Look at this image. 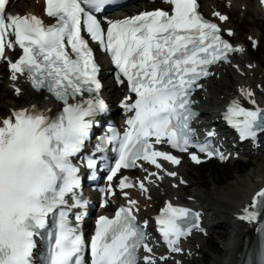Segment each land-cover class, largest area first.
Returning a JSON list of instances; mask_svg holds the SVG:
<instances>
[{"label": "snow or ice", "instance_id": "obj_1", "mask_svg": "<svg viewBox=\"0 0 264 264\" xmlns=\"http://www.w3.org/2000/svg\"><path fill=\"white\" fill-rule=\"evenodd\" d=\"M164 2L170 12L156 8L122 19H101L106 8L123 6L120 0H46V14L54 23L45 24L35 14L7 12L9 0H0V60L8 65L14 92H22L15 82L26 75L33 89L46 90L61 105L52 112L33 104L0 119V264H37L38 253L39 264H88L89 252L90 264H167L168 256H155L146 231L149 222H137L139 201L126 190L138 187L151 199L149 185L166 177L178 181L176 188L187 184L178 170L165 167L168 163L178 169L183 157L163 150V145L187 153L197 165L206 158H228L209 141L195 139L192 121L198 113L192 94L203 89L201 81L215 75L214 65L228 64L246 75L231 58L243 56L246 49L224 38L225 31L234 36V30L206 19L197 0ZM260 3L264 5V0ZM212 15L224 23L230 20L219 11ZM248 39L257 49L259 41ZM91 43L110 54L115 80L127 89L120 102L127 127L123 133L109 128L95 146L96 152L110 146L117 154L101 189L104 205L119 190L127 206H120L113 217L100 216L89 243L78 226L84 216L79 210L86 209L88 200L82 194L81 166L76 161L95 174L96 156L89 154L85 161L84 153L94 124L108 111ZM17 46L22 54L13 61L6 50L15 51ZM246 67L251 70L255 65ZM257 87L264 92V84ZM255 96L251 87L240 86L238 98L223 114L241 141L255 142L264 134V107ZM137 167L145 173L142 179L118 175L121 169ZM74 209L76 224L71 220ZM262 213L264 187L238 216L257 223L260 235L259 248L246 264H264ZM155 221L169 253H182V240L194 229L204 231L200 212L171 201ZM45 237L46 247L37 239Z\"/></svg>", "mask_w": 264, "mask_h": 264}, {"label": "bare ground", "instance_id": "obj_2", "mask_svg": "<svg viewBox=\"0 0 264 264\" xmlns=\"http://www.w3.org/2000/svg\"><path fill=\"white\" fill-rule=\"evenodd\" d=\"M240 2L246 3V11L244 12L245 16L241 17V11L238 6L234 7V10L231 12V20L229 22L228 27L234 28L236 30V40L243 41L245 36L248 38V35L259 36L260 42L264 43V16L261 15L255 8L253 0H238ZM40 7V6H39ZM17 11L25 12L27 10L39 11V8L34 5L33 2H21L17 4ZM252 27V28H251ZM245 31V32H244ZM244 33V35H243ZM246 33V34H245ZM244 61L255 60L259 63L260 67H264V62H260L258 57H255L252 53H247L244 57ZM251 72H254L255 75H262L263 70L259 69L256 71H249L248 74L250 76ZM240 78L235 77L229 70L222 76L220 80H215L214 83L209 84V102L210 105H215L220 101V96L225 97L228 92H230L236 85H238ZM251 78H249V81ZM257 83H262L260 79L257 78ZM0 88H8L6 83L5 87L0 85ZM25 96L21 101L11 100L7 102L0 103V116L2 114H8L10 108H19V107H27L34 103L37 99H40L39 104L41 106L47 107L50 106V103L44 95L33 94L29 90H26ZM2 98V94L0 95ZM33 97L35 99L33 100ZM264 97V95H263ZM259 162L255 169L251 173H249L245 177H239L238 182H235L237 187L233 189L232 187L227 188L229 192H214L216 197H219V200L222 201L223 204L217 205L216 207L212 205H207L203 202L202 198H205L202 192L198 188L193 189L192 196L198 198V202L201 204L203 209L208 212V216L212 218H217L219 223H217V227H213V237L212 241L218 242V245L222 244L221 250L216 255L213 253H208L206 249L209 247L207 240H201L202 250L201 254L204 253L205 256L210 255L212 261L210 264H234V255L240 251L242 246V241L244 238V233H242V229L238 226V224L232 219V213L237 212L238 207L242 206L243 203L249 198L250 194L254 192V190L261 184L264 180V155L259 157ZM180 171L182 174H185L188 177L187 166L182 165L180 167ZM230 189V190H229ZM233 192H235L233 194ZM176 195V192L175 194ZM201 196V197H199ZM211 221V220H209ZM221 233L219 235V233ZM218 239H222L223 241H218ZM210 248V247H209Z\"/></svg>", "mask_w": 264, "mask_h": 264}, {"label": "rangeland", "instance_id": "obj_3", "mask_svg": "<svg viewBox=\"0 0 264 264\" xmlns=\"http://www.w3.org/2000/svg\"><path fill=\"white\" fill-rule=\"evenodd\" d=\"M243 35H244V33H243ZM263 39H264V37H263ZM261 54L264 56L263 52ZM262 55H255V57H258L260 59L259 61L263 63L264 61H261V59H263ZM0 95H1V93H0ZM258 162H259V159L253 160V163H251V166H250V169L248 170V172L245 174H241V177L242 176L245 177L249 173H251L253 171V169L256 168ZM220 173H221L220 176H218L217 179H215V178H213L214 173L210 170V168H207V167H205L203 169V172H202V170L198 171L197 169H192L191 171H189V176L192 178V180L195 181L197 185H200L203 187V189H205V191H203V190L202 191L205 192L206 200L209 203L215 204V205H218V204L221 205L223 203H222V201L217 200V198L219 199V197H216L214 192H218V191L220 193L229 192L227 188H230V187L235 189L237 187V185H233L231 180L235 178L238 182V178L236 176L240 175L237 166L223 167L220 169ZM222 177H226V180L222 181ZM228 178H229V181H228ZM234 193L235 192H233V194ZM224 206H226V205H224ZM216 238L218 241H223V238L222 239L221 238L218 239V237H216ZM207 245L210 247V248L209 247L206 248L208 250V253H213L216 255L221 250V247H220V245H218V242L216 241V239H215V241H209V243ZM211 261H212V259H211L210 255H208L205 257V260L197 261L195 264H210Z\"/></svg>", "mask_w": 264, "mask_h": 264}]
</instances>
